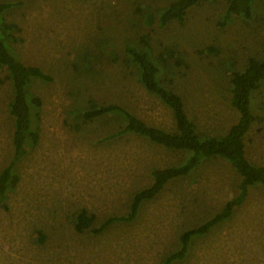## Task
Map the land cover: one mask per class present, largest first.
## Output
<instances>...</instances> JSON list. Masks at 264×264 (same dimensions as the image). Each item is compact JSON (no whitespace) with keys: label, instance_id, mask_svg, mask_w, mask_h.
I'll return each instance as SVG.
<instances>
[{"label":"rangeland","instance_id":"rangeland-1","mask_svg":"<svg viewBox=\"0 0 264 264\" xmlns=\"http://www.w3.org/2000/svg\"><path fill=\"white\" fill-rule=\"evenodd\" d=\"M178 0H0L17 5L3 14L15 27L7 45L20 61L52 81L32 80L42 100L32 128L35 146L19 159L16 187L0 207V264H163L180 250V235L211 219L237 193V173L222 158H204L190 175L144 201L133 222L134 195L152 186V172L181 164L188 153L165 149L143 136L110 138L126 122L114 112L93 119L84 112L115 104L153 127L173 132L175 115L140 80L127 46L149 50L158 79L181 96L198 135L221 139L239 118L231 103L232 69L264 60V0L253 18L225 26L231 0H200L183 24L146 22ZM146 42V43H145ZM147 44V45H146ZM214 46L218 54L199 52ZM14 89L0 71V173L14 158ZM256 117L244 137L249 162L264 166V82L252 94ZM89 213L90 230L76 218ZM97 230V233L92 230ZM171 264H264V189L250 187L232 217L192 239L183 260Z\"/></svg>","mask_w":264,"mask_h":264},{"label":"trees","instance_id":"trees-1","mask_svg":"<svg viewBox=\"0 0 264 264\" xmlns=\"http://www.w3.org/2000/svg\"><path fill=\"white\" fill-rule=\"evenodd\" d=\"M199 1L178 0L169 7L160 10L157 15H147L146 22L149 25L157 21L161 27L175 20L183 24L188 10L196 6ZM257 1L259 0H231L222 25L225 26L237 17L251 20ZM15 5L17 4L14 2H0V71H8L14 89V96L9 104L8 112L15 122L13 134L14 158L11 164L0 173V207L5 209L7 208L6 197L8 191L16 187L19 182V176L13 172L14 165L38 141V135L32 125L34 118L39 117L42 100L31 92L30 85L32 80L52 81V76L43 69L26 65L20 61L15 57L12 48L7 45V36L15 26L5 25L2 16ZM126 51L129 55V63L140 70V80L145 88L173 111L176 130L167 132L148 125L125 108L115 104L93 106L92 109L84 112V118L93 119L114 112L123 113L126 116V122L110 138L133 133L143 136L151 143L165 149L183 151L188 155L178 166L154 170L152 172L154 178L152 186L134 195L129 213L126 216L110 217L103 225L108 227L116 222H133L138 216L142 202L155 199L171 181L190 175L200 166L204 158L224 159L238 176L237 183L234 186L237 193L226 202L221 211L203 224L180 235V250L163 260V264H171L186 257L194 237L202 236L213 227L229 220L235 210L247 199L250 187L260 186L264 189V166H255L249 162L246 157L244 142V137L256 121L252 111V94L264 82V60L250 57L242 71L232 69L231 103L239 113V118L229 126L224 137L217 139L198 135L195 124L189 119L185 111L181 96L165 87L158 79L159 69L154 63L149 50L140 51L134 46H127ZM199 53L201 55L206 53L216 55L218 50L214 46H209ZM91 226L92 222L88 211L82 210L76 218V230L84 232L90 230ZM92 232L97 233V230L93 229Z\"/></svg>","mask_w":264,"mask_h":264}]
</instances>
